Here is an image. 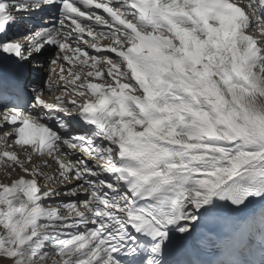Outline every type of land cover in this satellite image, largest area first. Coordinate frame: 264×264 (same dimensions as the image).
I'll return each instance as SVG.
<instances>
[{
    "label": "snow or ice",
    "instance_id": "1",
    "mask_svg": "<svg viewBox=\"0 0 264 264\" xmlns=\"http://www.w3.org/2000/svg\"><path fill=\"white\" fill-rule=\"evenodd\" d=\"M0 176V264H264V0H0Z\"/></svg>",
    "mask_w": 264,
    "mask_h": 264
},
{
    "label": "bare ground",
    "instance_id": "2",
    "mask_svg": "<svg viewBox=\"0 0 264 264\" xmlns=\"http://www.w3.org/2000/svg\"><path fill=\"white\" fill-rule=\"evenodd\" d=\"M43 61L45 62L46 61V58H43ZM43 74H46L47 75V72L45 71ZM3 177L2 176H0V179H2ZM54 206H56V205H54Z\"/></svg>",
    "mask_w": 264,
    "mask_h": 264
}]
</instances>
